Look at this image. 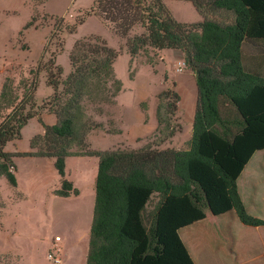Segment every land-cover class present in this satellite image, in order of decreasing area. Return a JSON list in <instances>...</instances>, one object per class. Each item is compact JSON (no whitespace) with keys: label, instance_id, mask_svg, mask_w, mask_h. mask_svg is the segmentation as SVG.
Returning a JSON list of instances; mask_svg holds the SVG:
<instances>
[{"label":"trees","instance_id":"obj_1","mask_svg":"<svg viewBox=\"0 0 264 264\" xmlns=\"http://www.w3.org/2000/svg\"><path fill=\"white\" fill-rule=\"evenodd\" d=\"M187 1L201 12L205 7L232 11L235 19L228 24L209 18L180 22L163 0H97L92 7L124 36L136 24L145 29L127 39L133 56L146 47L184 51L198 86L187 149H160L153 144L138 149H89L88 134L104 124L96 119L89 122L85 103L112 105L122 89L114 70L121 51L97 35L75 42L70 55L73 68L66 79L62 80L63 69L54 62L48 69L54 92L46 109L57 116V122L50 125L40 120L45 132L38 138L44 145L32 138L33 151L11 153L5 149L9 141L22 138V128L34 117L33 112H24L25 107L21 112L14 107L0 123V176L13 187L18 186L16 156L55 158L62 177V186L56 190L60 196L79 192L66 178V159L75 146L78 153L100 157L87 264H195L179 230L204 219L206 210L214 215L235 210L243 224L264 226V219L247 212L237 186L247 163L264 149V79L243 65L244 45L264 41V0ZM5 93L6 85L0 97ZM166 96L172 100L165 102ZM159 99L161 136L157 145L181 128L177 122L179 93L163 90ZM223 99L231 106L225 115ZM166 108L172 109L168 120ZM154 193L162 201L155 210L153 227L148 229L143 215Z\"/></svg>","mask_w":264,"mask_h":264},{"label":"crops","instance_id":"obj_2","mask_svg":"<svg viewBox=\"0 0 264 264\" xmlns=\"http://www.w3.org/2000/svg\"><path fill=\"white\" fill-rule=\"evenodd\" d=\"M164 1L178 21L202 20L201 13L191 1L185 0L184 4L190 10L189 13L181 11L183 4H180V0ZM151 49L157 54L156 66L139 63L137 71L132 76L127 70L128 80L118 76L117 63L120 59H125L128 69L130 62L135 61L137 64V57L131 55L126 47L116 59L114 70L117 78L122 81V89L115 97L112 106H115L119 115L120 122L115 118L119 123V127L117 126L119 130H108L106 133L105 125L103 128L92 130L87 136L89 149L107 151L116 150L117 146H122L123 149H138L145 146H138L142 140L159 139L161 136L157 116L160 103L159 91L162 92L169 87H173L172 89L180 95L177 122L181 128L156 147L179 149L186 144L189 147L198 103L196 74L187 65L185 53L181 49ZM158 77L161 78L159 85ZM153 83L156 84L155 87L148 91V87ZM140 86L143 89L140 90ZM47 116L49 118L47 124L52 125L57 122L55 114L48 113ZM97 119L99 122H107L105 117L99 116ZM24 136L23 131V138L9 141L5 149L11 153L33 151L30 145L31 135L28 137L29 147L21 146ZM122 137L126 142L124 145L119 142ZM78 150L75 146L72 149L74 153L66 159V178L79 191L70 196L54 193L55 189H60L62 186V177L55 166V158L35 155L14 158L18 186L13 187L4 175L0 176V194L4 204L0 214V223L3 225L0 233L6 230L15 232L18 229L17 226H20L24 220L20 205L22 202H29L32 198L38 199L41 206L46 207V211L48 206L54 204L57 207L55 218L60 224L68 226L72 221L80 222L91 218L92 226L100 157L78 153ZM237 186L247 212L254 217L264 219V149L257 151L247 163L237 180ZM19 194L23 198H18ZM67 207H72V210L66 211ZM90 231L88 236L85 235L86 249L81 248L79 252L76 248L74 254L67 253L68 256L62 264H75V261L82 257V264H87ZM186 231L190 232L189 241L184 237ZM179 234L195 264H264V226L243 224L235 210L222 215H214L210 210H206L204 219L182 227ZM53 240L54 237L51 235L49 239L42 238V243L48 245ZM235 256L238 257V261L231 262V257L233 259Z\"/></svg>","mask_w":264,"mask_h":264},{"label":"rangeland","instance_id":"obj_3","mask_svg":"<svg viewBox=\"0 0 264 264\" xmlns=\"http://www.w3.org/2000/svg\"><path fill=\"white\" fill-rule=\"evenodd\" d=\"M96 1L0 0V95L3 86L6 85V93L3 98L0 97V123L15 108L21 112V109L25 107L24 112L31 111L34 113V117L22 128V138L23 131L25 135L21 141L22 147H29L28 137L30 135L32 138H38L44 134L45 129L40 120L47 123V120H49L48 113H53L46 109L49 108V102H52L54 92L53 87L49 85L48 69L51 63L54 62L63 69L61 78L64 80L73 68L70 55L77 40L89 35H97L104 38L109 46L120 50V54H122L124 48L127 47V39L140 35L145 31L140 24H136L129 34L124 36L115 28L113 22L105 19L100 13L92 11ZM180 1V4H183L181 11L189 13L190 10L184 5L185 0ZM197 11L202 15V20L197 22L209 18L222 24H228L235 19L232 11L210 10L208 7L203 8L202 12L198 9ZM83 18L85 19L84 23L77 25ZM197 22L190 21L186 23ZM75 25H77V28L71 30ZM135 56L137 57V64H135V61L130 62L128 69L125 59L118 61L117 73L119 77L128 80V72L132 76L137 71L139 63H150L149 60H152L154 67L158 63L156 51L150 47L144 48ZM244 56L245 62L243 65L245 70L260 73L264 79V41L247 42L244 45ZM52 72V77L56 78L54 75L57 74V70L53 69ZM160 79V77L157 78L158 85ZM140 83L144 84L142 81ZM155 85L153 83L147 90L151 91ZM172 88L169 87V90H172ZM141 89H143L142 86H140ZM138 91L139 89H137ZM166 98V100L164 99L165 102L172 100V97L166 96ZM85 104L90 115L89 122L94 121V119L98 120L99 116L100 118L105 117L107 122L101 121L105 125V132L119 130V115L114 108L115 106L104 105L102 107L99 103L89 102ZM229 108H231L230 102L223 99L221 109L224 115ZM101 110H104L103 114H99ZM166 111L165 115L168 120L172 118V109L166 108ZM123 138L119 139L121 145L126 144ZM36 140L39 142V146L44 145L40 142L41 139ZM157 142L158 139L156 138H147V140L139 142L138 146H146L148 143L157 145ZM187 147L188 144L179 149H186ZM115 149L123 148L117 146ZM56 190L54 193H56ZM17 197L23 198L21 194ZM2 200L0 197V214L4 206ZM161 201L162 196L159 193H154L147 204L143 218L148 229L153 227L154 213ZM20 208L24 220L20 226H17L18 229L15 232L6 230L0 233V264H62L68 256L67 253L74 254L76 248L79 252L81 248L86 249L85 235H89L91 218L80 220V222L79 220L72 221L68 226L60 224L59 220L55 218L57 207L52 204L47 207L48 211H46V207L41 206L36 198L30 199L29 202H22ZM65 209L66 211L72 210V207ZM2 228L3 225L0 223V229L2 230ZM51 235L54 237L53 242L43 245L42 238L46 240ZM189 235V231L184 234L185 239L188 241ZM35 236L37 237L35 238ZM56 236H60L61 240L56 241ZM54 243H57L61 248V263H55L48 258L49 252L54 248ZM76 261L75 264H82L83 257ZM230 261H238V257L235 256L233 259L231 257Z\"/></svg>","mask_w":264,"mask_h":264},{"label":"built area","instance_id":"obj_4","mask_svg":"<svg viewBox=\"0 0 264 264\" xmlns=\"http://www.w3.org/2000/svg\"><path fill=\"white\" fill-rule=\"evenodd\" d=\"M55 239H56V241H59V240H61V237L56 236ZM60 251H61L60 246L57 243H54V248H53V250H51L49 252L48 258L55 263H61L62 262V256H61Z\"/></svg>","mask_w":264,"mask_h":264}]
</instances>
